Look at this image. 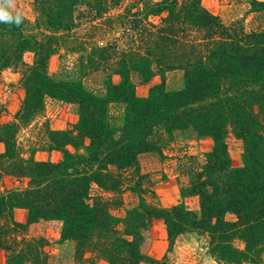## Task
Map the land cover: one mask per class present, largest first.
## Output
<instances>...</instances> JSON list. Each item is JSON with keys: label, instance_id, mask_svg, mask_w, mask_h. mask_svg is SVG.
Segmentation results:
<instances>
[{"label": "trees", "instance_id": "16d2710c", "mask_svg": "<svg viewBox=\"0 0 264 264\" xmlns=\"http://www.w3.org/2000/svg\"><path fill=\"white\" fill-rule=\"evenodd\" d=\"M245 2L248 14H264V0ZM33 10V19L23 16L19 26L0 22V75L16 70L24 93L15 119L0 124L5 263L54 264L46 238L28 229L58 220L61 238L74 242L81 257L159 264L141 251L146 227L159 218L169 246L195 233L219 262L262 264L264 28L223 21L201 0H34ZM53 56L60 62L56 72L48 65ZM177 70L182 86L167 90L165 76ZM156 75L160 81L147 95H137L136 84ZM88 79L97 82L91 87ZM48 97L74 104L78 119L64 130L46 126L47 141L23 150L19 124L40 118ZM185 128L210 136L213 145L203 163L181 157L191 165L181 201L159 207L146 197L154 192L137 156L158 150L151 139L156 130L169 136ZM229 133L243 144L239 166L228 154ZM37 151L62 156L37 159ZM92 185L102 194L93 196ZM124 191L139 202L120 215L115 210L122 209ZM189 196L197 197V211L184 204ZM16 209L25 211L23 221Z\"/></svg>", "mask_w": 264, "mask_h": 264}, {"label": "rangeland", "instance_id": "374dc122", "mask_svg": "<svg viewBox=\"0 0 264 264\" xmlns=\"http://www.w3.org/2000/svg\"><path fill=\"white\" fill-rule=\"evenodd\" d=\"M245 1L201 0L208 11L216 14L223 21L241 19L247 28H264V14H248L249 5ZM33 2L34 0H16L17 10L21 11L28 20H32L34 17ZM30 58V54L24 55L25 60L30 61ZM69 59L68 63L71 61ZM59 64L57 56H53L48 64L50 72H56ZM62 68L64 67L62 66ZM18 76L16 70L13 69H6L0 75V124L14 120L19 109L24 93ZM159 81L160 77L156 75L146 83H137V95L146 96L149 87ZM96 82L93 79L87 80V84L91 87ZM181 86V71L177 70L166 74L165 88L167 90L178 89ZM77 119V110L74 104L48 97L45 99L44 110L40 118L19 124L16 142L23 150L38 148L47 141L46 126L53 130H64L71 128ZM156 131L151 139L159 145L158 150L141 152L137 156V164L141 174H146V180L152 183L154 195L148 194L147 199L159 207H170L181 201L180 188L182 184L189 182L188 170L191 165L186 166V162L180 161L181 157L185 154L192 155L195 157V161L203 163L204 155L211 149L213 140L210 136H200L189 128L173 130L169 136L160 130ZM225 142L231 163L234 166L241 165L242 141L229 133ZM2 149L3 144L0 143V151ZM61 156L59 151H37L35 153L37 159L50 161H58ZM5 183L10 184V181L7 180ZM91 192L93 196L102 194V190L96 185H92ZM122 197V209L115 210L120 215L124 214V209L139 202V196L130 191H124ZM183 201L189 209L198 210L196 196L186 197ZM14 215L17 220L23 221L25 211L16 209ZM28 230L31 235L46 238L47 250L54 264H109L91 254L81 257L74 242L61 238V222L58 220H39L32 223ZM236 244L242 247L239 242ZM141 251L151 258L162 260V263L159 264H232L219 262L212 257L208 251L206 239L195 233H183L176 238L173 245L169 246L165 225L159 218L153 219L146 227ZM0 264H6L2 252H0ZM262 264H264V259Z\"/></svg>", "mask_w": 264, "mask_h": 264}, {"label": "clouds", "instance_id": "9594fccd", "mask_svg": "<svg viewBox=\"0 0 264 264\" xmlns=\"http://www.w3.org/2000/svg\"><path fill=\"white\" fill-rule=\"evenodd\" d=\"M0 22L19 26L23 22V14L16 8V0H0Z\"/></svg>", "mask_w": 264, "mask_h": 264}, {"label": "crops", "instance_id": "0c3cea01", "mask_svg": "<svg viewBox=\"0 0 264 264\" xmlns=\"http://www.w3.org/2000/svg\"><path fill=\"white\" fill-rule=\"evenodd\" d=\"M243 264H251V263H243Z\"/></svg>", "mask_w": 264, "mask_h": 264}]
</instances>
